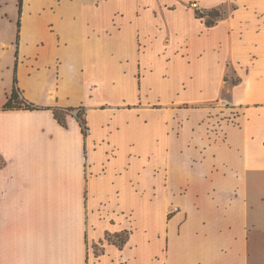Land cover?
<instances>
[{"label":"crops","instance_id":"obj_1","mask_svg":"<svg viewBox=\"0 0 264 264\" xmlns=\"http://www.w3.org/2000/svg\"><path fill=\"white\" fill-rule=\"evenodd\" d=\"M182 1L166 0L157 7L152 0H23L16 41V0L14 33L0 36V264H87L89 242L105 232L126 230L123 213L128 210L121 198L127 191L142 196L137 190L138 129L147 124L146 112L160 114L143 108V88L153 87L147 77L156 70L145 55L143 66L153 72L142 82L138 47L142 39L155 38L159 26L184 36L201 24ZM198 1L207 11H225L212 26L204 17L201 41L221 26L245 52L263 56L251 80L264 64V0H217L210 6ZM178 12L185 15L184 23L166 20L165 15ZM144 15L149 18L146 33L140 24ZM221 48V41L213 47ZM158 49L148 54L158 59ZM16 61L23 97L44 109H1L12 91ZM171 64L170 70L190 65ZM179 84L166 98L162 92L160 103L170 98L175 106L199 103L221 93L184 101L179 95L186 91ZM253 85L250 81L247 93ZM54 106L84 107L86 137L72 115H65L66 126L59 124L46 109ZM259 106L248 107L242 123L217 121L197 106L172 108L185 112L164 116V133L155 141L166 152L168 202L179 208L170 218L163 212L164 264H252L251 247L255 241L264 244V204L256 201L264 200L259 185L264 164L255 163L249 153L256 142L250 121ZM175 142L182 146L175 149ZM122 143L129 146L124 155ZM259 144L263 149L264 137ZM129 240L122 249L109 247L121 253Z\"/></svg>","mask_w":264,"mask_h":264},{"label":"rangeland","instance_id":"obj_2","mask_svg":"<svg viewBox=\"0 0 264 264\" xmlns=\"http://www.w3.org/2000/svg\"><path fill=\"white\" fill-rule=\"evenodd\" d=\"M164 1L166 0H152L157 7L161 6ZM203 1L210 6L217 0ZM15 2L16 0H0V36L5 38L10 37L15 30ZM196 2L197 6L199 5L198 8L192 5V3ZM182 3L194 13L203 14L208 10L200 8L198 0H183ZM224 8L229 11L230 4H226ZM6 14L7 16H5ZM165 17L167 21L170 19L175 24H182L185 21V15L182 12L169 15V17L165 15ZM148 19V16L144 15L140 22L142 33L150 30L146 25ZM199 21L201 24L196 23L194 27H190L187 31L188 33L184 36L180 32L171 33L169 30L163 29V26H159L160 32L155 38L142 39L140 41L138 50L142 53V61L140 62L139 73L142 77V82L148 72H153L152 68L148 70V68L143 66V57L145 55L149 56L148 62L156 70L153 75L147 77V81L154 88L149 87L146 90L143 88V108L157 109L160 113L158 114L154 111L146 112L147 124H142L141 128L138 129L135 149L139 154L136 168L138 172L140 170V186L137 187V190L142 196L137 195L134 197L127 191L124 192V198H121L120 204L125 210H128L123 213L125 228L131 232L130 240L123 251H121L122 254L116 249L109 247L111 243L106 239L105 232L88 243L87 264H164L168 244L165 235L167 220L164 219L163 212L166 215L169 212L179 210V208L176 204L168 202L169 193L166 191L168 190L166 187L168 184V167L165 161L162 162L164 157H166V152H164L161 144L156 143L155 139L164 133L165 115L172 116L173 112L176 114L185 112L183 109L171 110L172 108L192 109L194 106L202 107L205 111H209L211 117L217 121L218 118H223L222 120L228 119L227 122L237 120L242 123L247 119V108L260 105L255 108L254 118L250 121L251 126L256 130V142L254 147L249 148V153L250 159L254 158L255 163L264 164V148L261 149L259 144L260 138L264 137V107H261L264 103L238 102L233 99L235 97L240 99L258 98L264 101V64L258 65L254 71L253 78L250 80V73H252L254 66L258 64V57L263 60V56H257L248 50L245 52L243 46L235 38L229 39L223 34L221 26L217 30L210 32L201 41V36L205 31L202 25L204 17H201ZM129 29L130 27H127L126 37L128 44ZM220 41L222 42V48L219 51L214 50L213 47ZM155 46L159 48L157 55L161 66L157 62L156 55L148 54ZM205 49L206 53L204 54ZM199 57L202 58L194 62ZM173 60H177L181 65H190L185 67L174 65L172 70H170L172 66L170 62ZM173 73H175L174 77L172 76ZM250 81H253L254 85L252 90L247 93L246 89H248ZM178 82L180 83L179 88L186 91L179 95L180 100L199 101L203 98L214 96L215 93H221L213 99L208 98L207 101L199 103L188 102L185 104V102H180L175 106L176 104L174 105L170 102L172 98L167 102L160 103L163 96L162 92L166 98L177 87ZM155 90H159L161 93ZM174 144L175 149L182 146L181 142H175ZM164 148H166L165 145ZM127 150H129V146L122 143L121 154L124 155ZM148 156H150V159H148ZM181 176L182 174L180 173L179 177ZM259 185L264 188V182L262 184L259 183ZM156 189L159 190L157 194H155ZM256 199L260 204H264V200L262 201L257 197ZM130 209H133L134 212L130 211ZM249 256L252 264H264V244L255 241V246L251 247Z\"/></svg>","mask_w":264,"mask_h":264},{"label":"trees","instance_id":"obj_3","mask_svg":"<svg viewBox=\"0 0 264 264\" xmlns=\"http://www.w3.org/2000/svg\"><path fill=\"white\" fill-rule=\"evenodd\" d=\"M16 6H17V14H18V18L16 21V41H17L19 38V33H20V28H21V15H22L23 0H17ZM224 16H225V11L222 8H219V9L214 8L209 11H206L203 14L196 12V17H205L206 26L214 25L217 20L224 18ZM16 56H17V53H16ZM16 64H17V61L15 63L12 91L8 95L5 103L1 106V109L3 110L44 109L43 107H40L32 102H29L27 99L23 97L21 90L17 84ZM46 109H50L52 111L54 118L62 126H66L65 115L69 114V115L74 116L79 123L83 136L86 137L88 133V126L86 123L84 107L78 106V107L63 108L59 106H54V107H50ZM172 214L173 212L168 213L167 218H170ZM130 234L131 232L129 230H123L119 233L106 234V239L108 240L109 243L115 245L118 249H122L124 244L128 241Z\"/></svg>","mask_w":264,"mask_h":264},{"label":"built area","instance_id":"obj_4","mask_svg":"<svg viewBox=\"0 0 264 264\" xmlns=\"http://www.w3.org/2000/svg\"><path fill=\"white\" fill-rule=\"evenodd\" d=\"M193 7L198 8L197 3H192Z\"/></svg>","mask_w":264,"mask_h":264}]
</instances>
